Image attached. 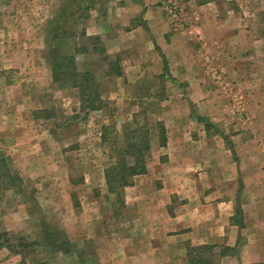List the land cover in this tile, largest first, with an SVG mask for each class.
<instances>
[{
	"label": "rangeland",
	"instance_id": "1",
	"mask_svg": "<svg viewBox=\"0 0 264 264\" xmlns=\"http://www.w3.org/2000/svg\"><path fill=\"white\" fill-rule=\"evenodd\" d=\"M71 1L0 0V264H107L100 262L109 254L99 250L106 240L102 238H115L121 220L130 216L123 202L105 191L104 170L124 147L125 133H151V150L159 131L156 121L167 130L164 114L172 94L167 83L172 80L134 70L140 52L108 47L97 33L108 23H118V31L128 28L117 22L121 17L132 16L130 27L143 21V13H121L118 7L125 0H76L67 8L74 16L61 19L66 27L86 31L76 38L78 46L88 49L76 55V66L94 74L102 108L80 111L77 90L66 81L53 82L49 32L58 9ZM150 1L155 17L180 25L193 4L205 0ZM242 1L250 10L251 30L264 34V0ZM87 5V16L79 20L77 8ZM90 36H99L100 42ZM69 46L68 39L57 43L65 53ZM258 46H264V39ZM114 63L122 70L120 76L109 74ZM173 93L179 96L181 90ZM234 125L230 130L239 133L251 128L249 123ZM255 128L262 133L264 120ZM53 233L72 243L70 253L53 249Z\"/></svg>",
	"mask_w": 264,
	"mask_h": 264
},
{
	"label": "crops",
	"instance_id": "2",
	"mask_svg": "<svg viewBox=\"0 0 264 264\" xmlns=\"http://www.w3.org/2000/svg\"><path fill=\"white\" fill-rule=\"evenodd\" d=\"M125 2L121 13L143 21L130 27L132 16L121 17L128 28L97 33L108 47L139 51L134 70L167 75L172 94L165 142L155 145V133L146 172L123 189L130 217L102 238L109 254L100 262L264 264V130L255 128L264 120V34L251 30L242 0L195 2L180 25L155 17L150 0ZM234 123L250 131H231Z\"/></svg>",
	"mask_w": 264,
	"mask_h": 264
},
{
	"label": "trees",
	"instance_id": "3",
	"mask_svg": "<svg viewBox=\"0 0 264 264\" xmlns=\"http://www.w3.org/2000/svg\"><path fill=\"white\" fill-rule=\"evenodd\" d=\"M139 2V0H133ZM72 3H78L72 0L70 4L58 9L56 17L53 20V25L50 29V44L48 50V60L53 82L66 81L69 85L75 88L78 92L80 103V111L88 113L90 111L99 110L102 108L104 100L101 97L99 84L96 82L94 74L89 70L80 71L76 66V55L80 52H87V47H80L77 45L76 38L78 36H86L84 28L72 29L66 27L61 19L66 16L72 17L75 12H67V8ZM91 8L90 5L85 7H78L80 14L77 15L78 19L87 16V11ZM82 11L85 13H82ZM76 17V16H75ZM78 19H74V25L78 24ZM69 40L70 50L68 52L60 51L57 43ZM94 42H100L99 36L88 37ZM102 52H105L103 46L100 47ZM165 64V63H164ZM114 71L109 74L120 76L122 70L118 64H113ZM166 70V66H164ZM156 127L159 130L157 133L158 142L163 145L165 142V128L161 121H156ZM151 133L144 130L131 131L125 133V144L122 149L116 152L113 161L105 168L104 178L108 188V192L116 196V200L122 202L121 195L126 186L131 185L133 177L138 174L146 172V163L149 156V140ZM51 245L54 250H61L65 253L72 251V243L68 240H61L56 233L52 234ZM210 248V247H207ZM84 253L79 251L77 256L82 259ZM35 264H47L45 261L36 262Z\"/></svg>",
	"mask_w": 264,
	"mask_h": 264
}]
</instances>
